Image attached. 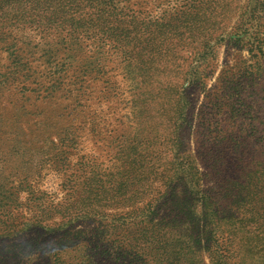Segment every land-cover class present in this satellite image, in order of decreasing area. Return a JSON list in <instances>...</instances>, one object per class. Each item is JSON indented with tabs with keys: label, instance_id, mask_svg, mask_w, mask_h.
Returning <instances> with one entry per match:
<instances>
[{
	"label": "rangeland",
	"instance_id": "374dc122",
	"mask_svg": "<svg viewBox=\"0 0 264 264\" xmlns=\"http://www.w3.org/2000/svg\"><path fill=\"white\" fill-rule=\"evenodd\" d=\"M82 1L0 12V264L264 263V0H239L221 24L185 0H101L112 8L98 15ZM161 19L178 53L138 43L144 26L158 38ZM182 30L192 44L171 37ZM166 88L179 104L166 105ZM137 185L145 194L127 193ZM65 199L112 205L73 231L102 229L100 243L126 251L40 236L34 225L59 223L47 213ZM210 214L237 227L218 246L196 230Z\"/></svg>",
	"mask_w": 264,
	"mask_h": 264
},
{
	"label": "trees",
	"instance_id": "16d2710c",
	"mask_svg": "<svg viewBox=\"0 0 264 264\" xmlns=\"http://www.w3.org/2000/svg\"><path fill=\"white\" fill-rule=\"evenodd\" d=\"M238 1L239 0H185L183 7L181 9L192 11V10L199 8L200 11L198 12L197 15H199V16L203 15L204 17L205 16L210 17L211 14H214L215 15L214 23L221 24L222 20L227 19V17H228L227 15H225V12L228 9L232 8L233 5L235 3H237ZM258 1H260V0H257V4H259ZM33 3H34L33 0H14V1L0 0V12L4 7V4H6V5L7 4L19 5L22 7V11L26 12L27 5L32 6ZM82 3H83V8H86L88 6L87 11L93 10L94 15H98L99 13H102L103 9L105 10L108 8V10H110V8H112V6L109 5V2L106 4V3H104V1H101V0L94 1V2L89 1V0H84V1H82ZM101 4H104V8H100V7L97 8L96 7L97 5L100 6ZM206 5L208 7H210L209 14L205 13L207 11V9H203V7ZM259 7H260V4H259ZM223 9H225V10L222 13ZM251 12H252V14L250 15V17L253 18V21L256 23L257 27H260V24L255 21V20H257L255 17L258 13V10L253 8ZM178 13H180V12H178ZM178 13L177 14L174 13L173 15L181 17L180 16L181 14H178ZM22 14H27V13H22ZM22 14H20V15H22ZM15 18L16 17H11V19L9 20L10 24L13 27H15L16 29L19 30L20 27L24 28L25 26H27V23H26L27 19L26 18L20 17L17 21L14 20ZM208 19H210V18H208ZM257 21H260V20H257ZM44 22L46 24V21H44ZM159 24H160V26L154 25L152 27V32H154L158 38H156V39L151 38V34L149 33V29H146L147 26H144L145 30H147V31L141 32L138 43L140 45L150 43L151 46L155 50V54L156 53H162L163 49H165L167 51V53H171V54H175V52L178 53V51H176V49H174L173 44L171 42L169 43L166 39H162V37L159 38L158 33H159L160 29L162 28V26H164L163 25L164 24L163 19L159 20ZM247 24L249 27L252 28V25H250V22ZM29 26H32V25H29ZM186 28L187 27H184V29H186ZM247 30H249V29H247ZM175 31L171 34V37L178 40L176 38V35H178V37L181 38V39H179V41H182V42L184 41V42H188V43L192 44V41L190 39L191 34H189L190 31H187V30L183 31L182 30L181 32H176L177 34H175ZM155 42L158 43L159 45L156 44ZM165 46H168V47H165ZM183 50H184V48H183ZM167 56L168 55L166 53H164L163 57H167ZM139 68L144 69V67H141L140 65H139ZM175 69H176V67H174V70ZM173 72L174 71H166L162 67L160 68L161 75L166 74L165 76L171 77L170 75ZM165 91L167 93L166 99H169V100H167V103H166L167 106H172V105H170L171 103L172 104H179V102H177V101H174V102L171 101V93L174 92L171 88H166ZM174 94H176V93L174 92ZM151 96H155V95H151ZM174 99H177V98H174ZM140 181H142L141 185H144V186L148 185V183H147L148 179L147 178L146 179H140ZM121 184H124V183H121ZM137 186L131 192H127V193H129L131 195H137V197L141 196L142 194H145V190L142 188V186H138V187ZM242 186H244V185H242ZM142 190H143V192H142ZM123 193L125 194V192H123ZM127 193H126V195H127ZM116 195H118V193H117V191H114L111 196H116ZM111 208H112V205H108V204L104 205V206H100V207L98 206V208L95 206H92L91 208H87V207H85V205H81L80 207H73V206H69L66 203V199H65L63 204H61L60 206L53 207L51 209L52 213H50V214L47 213L48 214L47 215L48 220L59 219L60 220L59 223H58V221H54V222H51L50 224L38 223L37 225H34V226H36V229H37L40 236H49V235L53 236V235H57V234L63 232L64 235H67L69 237L71 236L69 239H67L70 242L72 239H74V238L76 239L80 235L79 240H81L82 242H85L88 247H92V248H90V250H92L93 253L96 254L98 252H104L107 254L110 253V255H112V254L119 255V252H122L123 250L126 251V247L123 245H119V244H117V246H116V244L110 239V237L104 239L100 243L101 239L99 240L98 238L101 237L103 232H104L102 229L100 230V231H102V233H100V231H94V232L93 231H73V223L75 221L79 220V218H100L99 220H105V217L108 216V213H102V212H105L106 210L111 209ZM155 211H157V210L155 209ZM0 213H1V211H0ZM145 213H146V211L144 209H142V211H140V214H138V216H143ZM124 218H126V220H127L131 217L126 216ZM213 218H215V215L210 214L209 215L210 224L208 225V227L206 225L201 226V225L196 224V230L198 232H200L201 228L202 229L205 228L206 232L210 231V235L212 236L216 245L218 246V243H220V239H222L221 235L224 234L225 238H227V240H229L230 235H231V231L236 230L237 227L234 224L218 225L217 223H214ZM1 219H0V224L2 226H4L6 224V222L2 221ZM255 230H256V228H255ZM105 233H108V232H105ZM232 244H233V242H227L228 247H232ZM260 249L261 248H259V250ZM222 252H224V251H220L219 257L227 259V260H231V258L228 255H226L225 253H222ZM244 252H247L246 249L244 250ZM235 264H239L238 261L235 262ZM261 264H264V263H261Z\"/></svg>",
	"mask_w": 264,
	"mask_h": 264
}]
</instances>
